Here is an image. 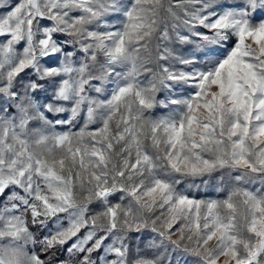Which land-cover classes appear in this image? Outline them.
<instances>
[{"label":"snow or ice","instance_id":"snow-or-ice-1","mask_svg":"<svg viewBox=\"0 0 264 264\" xmlns=\"http://www.w3.org/2000/svg\"><path fill=\"white\" fill-rule=\"evenodd\" d=\"M0 264H264V0H0Z\"/></svg>","mask_w":264,"mask_h":264}]
</instances>
